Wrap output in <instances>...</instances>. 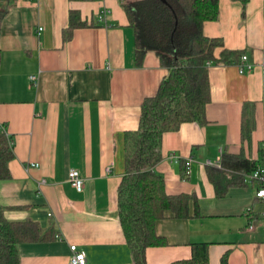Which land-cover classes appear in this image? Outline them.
<instances>
[{
  "label": "crops",
  "instance_id": "obj_1",
  "mask_svg": "<svg viewBox=\"0 0 264 264\" xmlns=\"http://www.w3.org/2000/svg\"><path fill=\"white\" fill-rule=\"evenodd\" d=\"M0 29V124L14 142L11 177L0 180V205L11 221L52 223L60 239L20 245V264H69L71 245L87 264H133L119 219L118 187L125 173V133L139 126L141 106L154 96L168 70L155 52L139 65L134 29L121 0H14ZM70 10L92 26L65 42ZM42 27V30H39ZM204 34L230 49L245 50L255 68L211 64V102L205 125L185 123L163 137L155 170L171 194L195 193L190 217L171 211L156 223L163 246L147 249V264L192 258L191 244L208 242L209 264H264V201L257 184L230 187L217 196L207 163L223 153L258 163L264 142V0H220L217 21ZM31 75H37L33 86ZM254 102L256 127L242 140L243 105ZM189 173L183 176L186 162ZM35 167H27L29 163ZM215 166V165H214ZM85 179L78 192L68 179Z\"/></svg>",
  "mask_w": 264,
  "mask_h": 264
},
{
  "label": "trees",
  "instance_id": "obj_2",
  "mask_svg": "<svg viewBox=\"0 0 264 264\" xmlns=\"http://www.w3.org/2000/svg\"><path fill=\"white\" fill-rule=\"evenodd\" d=\"M13 1L0 0V29ZM234 1L241 3L245 18L250 0ZM121 3L134 29L137 64L152 51L168 70L157 93L142 103L138 128L125 133V173L118 187L119 219L133 264H147V249L166 244L164 237L157 234V221L166 218L167 211L175 218H189L190 202H197L195 193H169L164 176L155 170L163 159V137L167 132L178 131L185 123L205 125L211 102L210 65L238 64L247 54L245 50L228 48L220 37L204 34V24L219 19L220 0H121ZM92 25L82 19L79 11L70 10L63 40H71L75 29ZM255 107L254 102L243 105V142L251 140L255 130ZM10 139L0 124V180L11 177L9 163L15 155ZM256 166L253 159L225 152L221 165L207 166V173L217 196L223 197L230 187L244 184L245 176ZM183 173L185 177L189 173L187 162ZM57 231L54 223L43 231L31 220H7L0 205V264H20L21 244L53 240ZM209 245L194 242L189 261L171 264H209ZM221 264H228L227 254Z\"/></svg>",
  "mask_w": 264,
  "mask_h": 264
},
{
  "label": "built area",
  "instance_id": "obj_3",
  "mask_svg": "<svg viewBox=\"0 0 264 264\" xmlns=\"http://www.w3.org/2000/svg\"><path fill=\"white\" fill-rule=\"evenodd\" d=\"M42 27H39V30H42ZM238 66L241 70V72H251L254 70L255 65L249 61L248 55H243L240 59V62L238 63ZM264 71V67H263ZM37 75H31L30 76V81L33 86H36L37 84ZM5 133L9 138H11L10 134L8 133L7 129L2 125ZM10 144L14 146L13 140L10 139ZM262 151L264 152V142L262 144ZM209 165H215L219 167L221 165V159L219 161L215 162L212 164L211 162L207 163ZM191 165V160L187 162V167L190 168ZM37 166L36 163H29L27 167H35ZM68 179L70 183L73 185V187L78 191V192H83L85 189V179L84 177L80 174V172L76 169H72L69 174H68ZM247 182L251 183H256L257 184V189H256V197L258 199H261L264 201V153L263 157L258 160L256 168L247 175ZM264 217V213L262 214ZM56 238L60 239V235L57 234ZM72 254L70 256L69 264H87V256L86 253L80 249H78L77 245H71L70 246Z\"/></svg>",
  "mask_w": 264,
  "mask_h": 264
},
{
  "label": "water",
  "instance_id": "obj_4",
  "mask_svg": "<svg viewBox=\"0 0 264 264\" xmlns=\"http://www.w3.org/2000/svg\"><path fill=\"white\" fill-rule=\"evenodd\" d=\"M163 1H165V0H163Z\"/></svg>",
  "mask_w": 264,
  "mask_h": 264
}]
</instances>
